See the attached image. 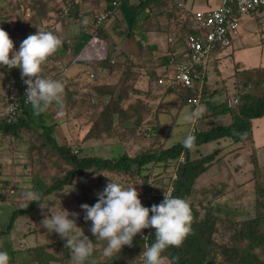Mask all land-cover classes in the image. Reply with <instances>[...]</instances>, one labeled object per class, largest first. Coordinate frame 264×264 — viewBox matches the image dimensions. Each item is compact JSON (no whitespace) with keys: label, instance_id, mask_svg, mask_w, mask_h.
<instances>
[{"label":"rangeland","instance_id":"obj_1","mask_svg":"<svg viewBox=\"0 0 264 264\" xmlns=\"http://www.w3.org/2000/svg\"><path fill=\"white\" fill-rule=\"evenodd\" d=\"M194 1L196 2V0ZM197 2H199V0ZM62 3L63 0H0V28L9 34V37L14 44V51H19L21 42L30 34H36L37 28L49 31V25L60 20L59 15ZM128 4L127 0L123 1V6L118 7L114 18L119 16L121 21H123V16L127 14L126 10L129 12V18L140 14L139 10L136 11L133 6L131 9ZM209 8H213V4L210 5ZM193 9L206 10L207 8L202 9L194 6ZM133 11H136V14H134ZM156 11L158 10L156 9ZM244 17H247L249 21V24L243 28L244 31L249 34L250 39L258 41V39H260L258 28L262 26L263 19H256L252 16H243L241 21ZM110 22H114L112 16L109 18L107 24ZM176 28H172L168 30V32L165 31L168 33V35H166L169 36V33L172 32L171 35L174 36L177 33V31H175ZM240 28L232 34V40L235 39V36H238L237 34L239 33ZM165 32L163 36H165ZM163 38L166 39V36ZM107 45L110 48L111 45L109 41H107ZM250 51L252 53L255 52L257 55L262 54V57L264 58V45H261L258 49ZM151 55V61L159 57L158 55H155V53H151ZM50 60H52V57H49L43 63V69H47L48 66L50 67V65H53L48 63ZM256 65H258V63ZM52 67H54V65ZM19 71H21L19 68H12L9 70L8 68L0 67V77L1 79L3 77L2 80H5V82L11 81L13 83L18 77ZM246 78L247 76H243L240 82H232V84H230V90H225L224 92L218 90L220 91V96H223L224 94H226V96L235 95V98L239 99L238 96L243 92L261 94L264 91V71L256 73L255 76H251L250 79L252 83H244ZM91 81L92 80L90 79L89 81H83L81 88L85 90H67L73 95V97H70L71 105L69 106H71V109L73 108L71 115L75 121L78 120V118H81L79 124H96L98 125V129L101 130V115H104L106 107L113 109L114 104H108L109 97L107 96L105 98H97L94 96V90L92 88L95 84L94 81ZM152 85L150 88H152L153 91L156 88L154 83H152ZM63 96L66 99L65 102H67L68 97L66 96L68 95L64 94ZM205 99H207V97ZM176 101H178L180 108L179 105L178 107L177 105L172 106L174 108L171 112L167 113L162 118V123L164 122L165 124H168L169 127H172L171 132L170 129H167L166 127L163 128V130L170 132V136L165 142L167 148L183 141L191 122L183 119L184 115L190 112V107L183 103V97L182 100L176 99ZM123 103L125 104V101ZM174 103L176 104V102ZM137 110L138 109H134L132 113L125 114L122 118L123 122L126 121V124L130 125L129 127H126V125L122 126L120 124L122 120L117 119L112 126V130L114 129L115 131L114 133H111L113 134L112 137L116 138L119 143L123 145V152H126V154L131 157L162 148L164 142L163 138L165 139V137H155V134L150 137L137 134L136 126L139 125V123H137V118L139 116ZM150 112V125L152 126V131V129H154L153 124L155 127L158 126L157 120L161 114H163V111L160 109L156 110L155 108L153 110L152 108V111ZM72 125H74V128L77 126L76 123ZM202 127L203 126H200V129H202ZM21 135L23 142H20L19 140L17 141L12 137H6V142L9 145H5L3 151H1L4 156L3 158L0 156V163L2 165L0 170V208L7 207V210H0V229L5 228L9 222V217L12 211L29 205L20 199V195L25 190L37 189V184L33 179L34 177L42 179L48 185L53 183L57 178L63 176V174L69 169V166L63 162L49 144L46 143L45 146H41L40 140L36 139L35 134L30 133L28 135V133H24ZM60 139L61 138H59V140ZM41 141L44 142L43 139ZM10 146H13V148ZM72 147V149L78 148L75 145ZM192 157H195L194 153ZM6 159L10 162H6ZM178 161H180V159H178ZM226 163H228L229 166L239 163L237 169L244 170L250 165V159L246 154H242L239 158L233 157V160L230 159ZM175 167L176 163L173 164V167H171L172 169L169 168L165 171L162 167L149 165L147 168L148 171L143 173V175L151 174L148 173L149 171L159 174V176H153L151 179L158 178L157 182L163 183L164 186L168 184L166 188L162 190L166 191L169 186H171L169 183L170 176L171 181L174 180L173 176L176 169ZM108 178L122 184L124 187H136V190L140 194L139 199L141 202L148 199L147 192H144L143 189L144 181L141 177H136L131 180L122 175L100 172L95 175H89L87 173L83 180H74L70 185L65 186L62 193H53L46 197V202H44V200L41 203L46 208L43 212L48 215H50V212H47V208L50 205L56 207V211L54 210L53 213H58L62 210H66L69 213H79V219L76 220L77 227L82 229L83 233L81 232V235L84 234L87 236L95 245L93 254L86 260L88 261V264H113L114 258H118L119 256V252L114 253L110 257L104 256L103 250L106 247L107 242L96 240L95 236L92 235L90 231L91 221L85 222V213L80 207L82 204L92 206L97 202V194L102 192L105 186L110 182ZM225 178V173L221 169L215 170V168L211 167L198 179L195 185L196 193L190 198V203L193 205L191 212L197 215V221L207 219L209 216L219 219V222L216 223V231L212 234V243L216 248V254L213 258V263L211 264H228L223 262L220 249L217 245H222L223 243L230 241V236L233 231L231 229H226L229 228L230 223H244L253 219H259L260 217V219H262L260 230H264V193L260 196L257 193L258 186H255V184L248 186L246 183L242 185V183L237 182L236 184L233 183V185L227 187L225 184ZM43 218L44 215L42 214L39 205L34 207V210H32L30 214L19 216L15 220L9 235L0 236V246H3L5 250L9 249L10 246L12 249L21 250L41 247L44 248V252L49 255L50 259L47 258L50 260H48V264H71L69 250L65 248L66 242L62 240L58 234L54 232L50 233L47 229L42 228L40 223ZM69 218L72 219L73 217L70 216ZM192 221H194L193 218ZM242 245H245V243ZM255 253L258 258L264 262V251H262L261 248H257ZM26 255L27 254L23 253L18 257L20 259L17 260L22 261L24 259H30V257H27ZM138 257L139 255L132 256L131 259H129V261H131L130 263L134 264ZM25 261H23V264L27 263Z\"/></svg>","mask_w":264,"mask_h":264},{"label":"crops","instance_id":"obj_2","mask_svg":"<svg viewBox=\"0 0 264 264\" xmlns=\"http://www.w3.org/2000/svg\"><path fill=\"white\" fill-rule=\"evenodd\" d=\"M123 1L125 0H94L90 3L74 5V11L67 19L61 18V20H57L55 23L49 25V31H52L63 41L62 46L58 48V50L52 56H50L52 57V60H50L48 63L53 64L55 67L53 72L50 71V74L58 73V76L62 75V78L58 80L63 83V95H68L66 96L68 98L67 102H65L66 99L64 96H62L64 104L62 111H59L57 106L53 104L46 112L39 116L34 115L32 106L29 105V114L26 118L29 117L36 123H43L44 125L52 127L51 136L55 139V141L59 145H68L71 148H73V145L77 146L82 157L114 159L113 157L117 158L122 153H126L123 152V145L119 143L116 138L112 137L113 134L111 133H114V129L110 134H106L105 131L102 132L101 130H97L96 133L90 134L92 124H79L81 118H78V120L75 121L71 115L73 108L71 109V106L69 105H71L70 97H73V95L68 91L85 90L81 87L84 80L89 81V73H93L94 75V79L91 82L94 81L95 85L92 88L94 90L93 95L97 98H100V94H98L96 91L97 88H101L103 86L121 85L122 82L126 80L127 83L131 84L135 90L139 91V93L130 91L128 92V97L124 100L125 104L123 103L124 101H122L120 104L122 112L115 115V121H117V119L122 120L120 124L122 126L126 125V127H129L130 125L126 124V121L123 122V116L125 114L132 113L134 109H138L136 106L138 104L147 105V110L145 109L144 112L142 111L141 116H138L137 118V123H139V125L136 126V131L140 127H143L148 131L150 130V136L155 134V137L158 138L165 137V139L163 138L164 142L162 141V148H167L165 142L170 136V132L172 130V127H169L168 124H165L164 122L162 123V118L167 113L171 112V110L174 108L172 106L177 105L178 107L179 104L176 99L182 100L181 95L177 91V93L168 92L170 89L157 86L154 81L150 80V77L152 73L156 75L155 77L163 74L167 66L166 56L170 47L167 44L166 39L167 37L172 36V32L169 33V36H167L168 33L165 31L168 32V30L178 27L176 28L177 30L175 29L177 33L173 37L180 36L178 31L183 26V22L179 20L177 14H175L174 17L171 15L168 17L162 11V9H164V5H159L161 7L160 8L159 6L148 4L147 0H127L129 7L132 9L133 6L136 11H140V14L138 16L134 15V17L132 16L129 18V12L126 10L127 14L123 16L124 20L121 21L119 16H116L115 18L114 16L116 15L118 7L123 6ZM197 1L198 0H196V2L194 0H186V10H194V6L202 9H208L212 4L213 8L218 6V0ZM113 2L119 3L118 7L115 9L112 7ZM156 9L158 11H156ZM106 10L113 11L111 16L114 19V22L107 24L109 18L111 17L110 16L103 26L102 33L107 37V41L110 42V57H120L118 64L114 67H111L98 63H73L74 56L82 49L87 41V39L85 41L87 35L83 31L84 27H86V25H91L92 21L94 20L93 17ZM136 11H133V13L136 14ZM79 14L80 17L78 18ZM181 14H183V12H181ZM188 24L190 25L189 21L187 22V25ZM248 24L249 21L247 17H244L241 21V28L237 34L238 36H235V39L232 40L231 46L223 50L215 49L211 53L210 62L208 64L204 80L205 85H203L209 89L210 92L214 90H221L223 92L225 90H230V84H232V82H240L243 76H247L244 82L246 83L247 80H250L251 76H255L256 73L264 71V58L262 57V54L257 55L255 52L252 53L250 51L258 49L261 45H264V40L260 36L258 41L255 39H250L249 34L243 29ZM52 26L54 27L53 29H51ZM164 32L166 39L163 38L165 37L163 36ZM151 53H155V55H158L159 57L151 61ZM257 63L258 65H256ZM53 65H50V67ZM41 72L44 75L49 73L46 71V69H43V67ZM2 79L0 77V107L4 102L7 88L11 82H5V80L3 81ZM152 83H154L156 88L153 91L152 88H150ZM231 96L233 95L226 96V94H224L223 96H220L218 93L216 96L211 98L210 101L216 104L225 103V100ZM233 97H235V95ZM174 102H176V104ZM152 108L153 110L154 108L156 110L160 109L163 111V114L159 113L161 116L157 120L158 126L155 127L153 124L154 129L151 131L152 126L150 125V111H152ZM200 110L201 117L205 110L203 104L201 105ZM230 121L231 118L228 114L220 115L216 118L209 117L200 119L198 122L197 131L201 130L200 126H203L202 129H207L210 126H226L230 123ZM74 123L77 124L75 128L74 125H72ZM164 127L170 129V132L163 130ZM189 129L186 133V136L188 135ZM32 131L35 133L36 139L40 140L38 134H41V131L34 129H32ZM24 133L27 132L23 131L17 138L13 139L23 142L21 134ZM6 137L9 136H3L0 134V156L2 158L4 154L1 153V151H3L4 146L8 144L6 142ZM251 137L252 138L250 141L244 143L235 144L230 139H222L203 144L201 146L194 147L191 150V157L194 153L195 157H192V159H199L210 155L214 151H217L218 153L214 160L206 164L207 171L211 167L215 168V170L221 169L225 173L226 183H224L227 186L233 185V183L236 184L237 182L242 183V185L246 183L248 186H251L256 182H259V180L261 181L262 177H264V117L253 119L251 121ZM59 138H61V141ZM42 143L43 142L40 140V144ZM179 143H183V141ZM10 147L13 148V146ZM242 154H246L250 159V165H248L244 170L237 169L239 163L233 166H229L228 163H226L230 159L233 160V157L239 158ZM251 157H253L257 163L256 168L251 162ZM6 162L10 161L7 160ZM1 168L2 165L0 163V170ZM33 179L37 184V189H33V191L38 193H42L50 185H47L42 179L37 177H34ZM62 192L63 190L54 193ZM52 194L53 193L45 196L42 202L44 200V202H46V197ZM54 207L55 206L50 205L47 209L53 213L54 210L56 211V207ZM0 210H7V207H1Z\"/></svg>","mask_w":264,"mask_h":264},{"label":"trees","instance_id":"obj_3","mask_svg":"<svg viewBox=\"0 0 264 264\" xmlns=\"http://www.w3.org/2000/svg\"><path fill=\"white\" fill-rule=\"evenodd\" d=\"M65 1L66 0H63L62 7L65 4ZM175 1L176 0H147V3L153 4L155 6L164 5V9H162V11L168 17L170 15L174 17V15L177 14L179 20L183 22V26L178 31L180 33V38L183 39L189 32H191V29L187 27V20L182 19L181 10L175 8L174 14H169L167 12L169 7L175 5ZM73 11L74 8L72 7L69 16ZM96 16H94L93 19H95ZM105 23L106 22L97 27V35L107 43V37L102 33ZM86 39L87 37L85 38V41ZM119 58V56H116L115 58L110 57L109 47L107 45V58L104 61L96 62V64L98 63L114 67L118 64ZM112 59L114 61L113 63H111ZM53 68L55 67L48 66L46 71L49 73L50 71L53 72ZM20 72L21 71H19V73ZM40 75L42 77L45 76L43 73H40ZM155 76L156 75L152 73L150 80L155 82L157 79ZM248 82L252 83L251 79L249 81L247 80L246 83ZM96 91L98 94H100L99 96L101 98H105L106 96L109 97L108 104H114L113 109L106 107L104 115H101V131H105L106 134H110L113 128L112 126L115 122V115L122 112L120 106L121 102L128 97L127 95L129 91L135 93H139V91L135 90L131 84L127 83V80L122 82L121 85L103 86L101 88L99 87L96 89ZM176 91L183 97V103L189 106L187 100L194 96L193 91L188 89H170L168 92L172 93ZM218 93H220V91L214 90L210 92L209 89L203 86L201 105H204L205 110L203 115L199 117L198 122L200 119L209 117L216 118L225 114L230 116L231 121L226 126H210L207 129H201L200 131H197L194 134L196 139L194 146L191 149L185 148L183 143H177L169 148H159L154 151L144 152L134 157H131L126 153H122L120 156L114 159L82 157L78 148L72 149L68 145H59L51 136L52 127L44 125L43 123H36L29 117L26 118L29 114V105H22L20 107V110L17 113L14 121L9 123H0V134L3 136L17 138L23 131L29 134L31 132L35 134L32 129L41 131V134H38L40 140H44L41 146H45L46 143L49 144L51 148L58 154V156L69 166V169L63 174V176L54 180L53 183H51L42 193H40V203L45 196L54 192L62 191L65 186L70 185L74 180H83L87 173L89 175H95L100 172H107L116 175H122L131 180L135 179L136 177H141L144 181V192H148L150 189L162 191L168 184L164 186L163 183L157 182L158 178L153 180L151 179V177L157 175L159 176V174H155L150 171L148 173L151 174L143 175V173L148 171L147 168L149 165H156L158 167L164 168V170L167 171V169L173 167V164L176 163V179L171 181L170 176L169 182L173 188L171 194L174 197L186 199L192 208L193 205L190 203V198H192V195L196 193L195 185L198 179L205 172H207L206 164L213 161L218 152L214 151L206 157L192 159L191 150L194 147L222 139H230L235 144L250 141L252 138L251 121L253 119L264 117V91L261 94L243 92L240 94V96H238V103L233 108H228L225 103L216 104L211 102L210 99L216 96ZM206 97L207 99H205ZM136 106L138 107L137 111L139 116L142 111L144 112L145 109L147 110L145 104H138ZM140 128L149 134L148 130L143 127ZM97 130H99L98 125H92L90 134L96 133ZM234 133H246V137L241 140V138ZM181 156L184 157L183 162L178 161ZM251 162L256 168L257 163L253 157H251ZM149 176L151 182H149ZM255 186H258L257 193L262 196L264 193V177H262L261 181L259 180V182H256ZM141 203L143 206L150 209L151 205L154 204V199L148 198L146 201H142ZM36 205L38 204L33 202L26 207L12 211L9 217V222L4 229H0V236H8L13 228L15 220L21 215L30 214ZM196 216V214L192 213V218L194 221L191 223V232L183 240L182 245L179 248L169 247L163 253V255L168 256L170 259L175 258L174 264L213 263L212 261L216 254V248L212 243V234L216 231V223L219 222V219L209 216L207 219H201L197 221ZM261 221L262 219L259 217V219H253L244 223H230L229 228L225 227L226 229H231L233 233L230 236L229 242L223 243L222 245H217L220 249L223 262L228 264H264V262H262L255 253L257 248H261V250L264 251V230H260ZM154 239L155 229L148 237V245H151ZM243 243H245V245H242ZM143 248L144 239L141 238V234H137V236L133 238L132 246H125L123 249H121L118 258H114L113 264H130L131 261H129V259H131V257L134 255H140L143 251ZM0 251H6L8 253L10 264H23V261L26 259L22 261L17 260L20 259L18 257L23 253L27 254V257H30V259L25 261L29 264H48L50 261L48 253H45L44 248L41 247L21 250L12 249L10 246L9 249L5 250L3 246H0ZM85 263L88 264V261H85Z\"/></svg>","mask_w":264,"mask_h":264},{"label":"clouds","instance_id":"obj_4","mask_svg":"<svg viewBox=\"0 0 264 264\" xmlns=\"http://www.w3.org/2000/svg\"><path fill=\"white\" fill-rule=\"evenodd\" d=\"M62 44L61 38L52 31L37 28L36 34H30L21 42L19 51H14L9 34L0 28V67L21 70V79L27 86L25 103L32 106L36 116L46 112L53 104L59 111L64 108L63 83L40 75L43 63ZM200 114V108L196 107L186 113L183 119L192 121ZM234 134L241 140L246 137V133ZM195 139L194 135H187L183 140V146L191 149ZM108 179L110 182L97 194L98 200L94 205L80 206L85 213V222L91 221L92 235L96 240L107 242L103 250L104 256L110 257L120 252L124 246L131 247L137 234H142L144 229L152 228L155 229V239L151 245H145L138 258L143 264H174L175 258L170 259L163 253L169 247L179 248L191 232L192 212L189 202L164 191L163 201L149 209L142 205L136 187H124ZM20 199L28 204L35 202L39 205L44 215L40 225L48 232L58 234L66 242L65 248L69 250L71 264H85L93 254L95 245L87 236L81 235L83 231L76 224L79 213L62 210L58 213L48 211L50 212L48 215L43 212L46 208L40 203L41 194L33 190L23 191ZM70 216L73 218L70 219ZM9 260L8 253L0 251V264H9Z\"/></svg>","mask_w":264,"mask_h":264},{"label":"built area","instance_id":"obj_5","mask_svg":"<svg viewBox=\"0 0 264 264\" xmlns=\"http://www.w3.org/2000/svg\"><path fill=\"white\" fill-rule=\"evenodd\" d=\"M92 1L94 0H66L61 9L60 18L67 19L74 5ZM185 3L186 0H176L175 5L169 7L167 12L174 14L175 8L181 10L182 19L189 21L190 25L188 24L187 27L191 29V32L183 39L180 36L167 37L166 42L170 47L166 56L167 66L164 73L157 77L155 84L171 90H192L194 96L189 98L187 103L194 110L196 107H201L203 85L211 53L215 49L223 50L231 46L232 34L240 28L243 16L263 19L258 33L264 40V0H218L216 8L191 11L186 10ZM118 4L113 2V9L117 8ZM112 14V10L103 11L95 17L91 25L84 27L83 31L88 38L82 49L74 56L73 63H96L107 58V43L97 35V27L106 22ZM53 28L52 26L51 29ZM113 62L111 60V63ZM44 78L58 80L62 78V75L48 73ZM88 78L93 80V73H89ZM26 88L20 72L16 80L13 83L10 82L7 88L4 102L0 107V123L14 121L20 107L30 105L25 103ZM237 103L238 99L233 96L225 100L228 108L235 107ZM199 117L192 120L188 135H194L197 132ZM137 134L149 137V134L141 128L137 130ZM179 159V162L184 161L183 156ZM173 179H176L175 173ZM172 190V186H169L165 192L172 193ZM147 196L153 198L154 204L158 205L164 199V191L150 189ZM153 230L152 228L142 230L141 238L144 239V247L148 245V237ZM134 264H143V261L138 258Z\"/></svg>","mask_w":264,"mask_h":264}]
</instances>
